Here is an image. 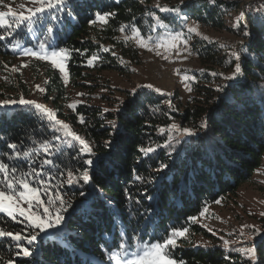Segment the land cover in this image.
Returning a JSON list of instances; mask_svg holds the SVG:
<instances>
[{"label": "trees", "instance_id": "trees-1", "mask_svg": "<svg viewBox=\"0 0 264 264\" xmlns=\"http://www.w3.org/2000/svg\"><path fill=\"white\" fill-rule=\"evenodd\" d=\"M155 1L72 0L71 18L61 13L59 20L37 25L33 31L22 27L0 41V105L4 104L10 88L13 91L27 88L22 77L12 75L8 68L17 53L13 47L18 44L37 48L44 42L48 50V45L70 50L69 81L80 89L92 86L89 82L95 80L96 72L128 73L131 64L140 63L141 55L140 49L122 37L123 34L131 35L135 28L146 38L157 23L180 27L176 15L160 10L170 4L179 7L173 3L177 0H159L160 7L155 6ZM223 6L231 4L221 1L214 7L207 0H187L180 7L188 18L220 27ZM97 13L111 15L107 23H91ZM262 22L250 19L256 39L236 48L240 60L218 43L195 38L192 53L199 67L189 72L192 92L186 100L178 95L170 99L155 91L142 90L128 95L118 107L112 104L106 109L80 102L70 111L66 109L69 96L62 77L51 65L43 64L46 77L43 101L49 103L58 120L90 144L98 168L90 183L68 185L67 171L79 175L76 170L83 171V160L88 158L78 154L79 144H73L70 138L65 144L62 132L57 133L62 139L53 141L51 127L34 106L0 107V157L7 158L12 151L7 145L16 143L21 151L35 147L37 155L32 158L42 161L45 142L60 145L62 152L53 157L56 166L50 169L51 189L47 194L42 191L41 195L47 200L53 192L62 193L72 205L64 213L58 230L50 231L47 236L41 234L30 246L35 253L31 257L17 255L10 238H0V264L9 261L12 264H119L118 260L110 259L111 253L123 256L119 246L125 241L140 246V240L155 242L172 229L183 228L189 231L177 239L173 256L185 264H249L250 258L233 251L241 247L255 248L257 264H264V240L221 246L211 241L215 236L205 227L190 219L197 218L208 206L236 196L239 188L261 167L264 157ZM49 27L54 29L51 37L47 32ZM92 56L98 59L89 66L87 60ZM236 63H241L242 72L238 78L229 80L226 77L233 74ZM4 74L16 85H8ZM81 118L84 123L80 122ZM173 123L196 134L183 138L169 135L167 129ZM161 128L165 129L164 135L159 132ZM165 144L170 146L164 147ZM148 147L156 151L148 154L140 151ZM18 163L28 167L26 161ZM34 167L39 168L40 163ZM57 168L65 175H59ZM137 175L143 179L135 180ZM0 230L24 235L26 222L22 217L12 221L0 213Z\"/></svg>", "mask_w": 264, "mask_h": 264}, {"label": "rangeland", "instance_id": "rangeland-1", "mask_svg": "<svg viewBox=\"0 0 264 264\" xmlns=\"http://www.w3.org/2000/svg\"><path fill=\"white\" fill-rule=\"evenodd\" d=\"M158 1L154 2L156 7H160ZM186 1L177 0L173 3H177L180 7ZM207 1L214 7H218L221 1L231 4L230 7H220L224 14L220 27H212L198 20L190 19L183 9L179 14L169 12L178 17L180 22L178 29L157 23L149 33L150 40L148 37L136 36L134 32L131 35L123 34L122 37L140 49V63L131 64L128 73L96 72L93 74L95 80L89 82L92 86L85 89L73 87L70 84L67 68L69 57L64 60L66 71L61 72L51 63L50 59L42 60L22 55L19 48H23V45L18 44L15 60L8 68L12 70V75L22 77L27 88L16 91L10 88V91L6 92L8 96L3 100V103L24 98L52 110L49 103L42 99L46 81L42 66L46 63L59 72L67 86L69 99L66 102V109L70 111H74L80 102L101 105L106 109H110L112 104H115L114 107H118L122 101L127 99L128 95L133 96L142 90L157 92L156 89H159L158 94L166 95L170 99L178 95L182 100H186L192 92L189 72L199 67V62L192 53V44L195 38L209 43H218L237 56L235 51L238 46L256 39V32L252 31L249 25L250 19L253 22L263 21L262 23H264V0ZM22 5L31 8L38 6L31 0H3L0 3V11H7L8 6H11L13 11L21 12L24 10ZM161 8L177 7H172L170 4ZM191 28H194L195 32H190ZM246 32H251L253 37L246 36ZM176 33L182 35L179 40L175 41L176 46L172 47L174 43L172 38ZM32 49L38 50V47ZM43 51L48 52L49 50L45 48ZM3 76L8 85L12 87L16 85L10 82V77L7 78L5 74ZM70 105L74 107H70ZM42 199L44 198L42 197ZM22 206L27 208L26 203ZM195 221L215 236L211 240L212 242L221 246L231 247L242 245L245 242L254 244L259 241L261 236H264V157L261 167L249 182L239 188L236 196L208 206ZM205 241L210 242L209 239ZM224 241H228V243L225 244Z\"/></svg>", "mask_w": 264, "mask_h": 264}, {"label": "snow or ice", "instance_id": "snow-or-ice-1", "mask_svg": "<svg viewBox=\"0 0 264 264\" xmlns=\"http://www.w3.org/2000/svg\"><path fill=\"white\" fill-rule=\"evenodd\" d=\"M2 2L3 0H0V3ZM31 2L38 6L31 8L22 5L21 7L24 8V10L21 12L13 11L11 6H8L7 11H0V32L6 33V35L0 34V41L8 39L14 32L22 27H25L28 31H33L36 29L37 25L44 26L46 22L52 19L59 20L61 18V13L69 18L73 16L71 10L73 6L72 0H31ZM160 10L165 13L170 12L179 14L182 8H161ZM110 15L111 13H105L103 15L97 13L96 20L90 22L95 23L96 21H103L107 23V17ZM156 19L159 20L160 18L156 17ZM260 28L264 30V23H261ZM53 30V27L47 28L49 37L53 34ZM120 30L124 31L123 28ZM189 31L195 32V29L191 28ZM134 34L140 36L139 30L134 28ZM181 35V33L175 34L172 38L174 41L172 47L176 46L175 41L179 40ZM245 35L250 38L253 37L251 32H246ZM148 39L150 40L151 37H148ZM45 47L46 44L40 42L38 44V50L23 47L19 48V51L24 56L37 57L42 60L50 59L51 63L61 72H65L66 66L64 60L70 56V50L64 48L57 50L52 48L51 45H48L50 50L44 52L43 50ZM13 50L16 51L17 46H14ZM105 50L107 51V49ZM97 59L98 57L96 56L89 57L87 60L88 65L92 66L93 61ZM236 59L240 60V56L237 55ZM241 72V63H236L234 65L233 74L226 78L229 80L236 79ZM156 91L159 92L160 90L156 89ZM9 106H34L36 110L40 111L42 117L47 120L49 127H51L53 141L61 140L62 137L57 135V133L62 132L65 144H67L68 138L71 139L73 144H79L80 148L78 154L88 158L83 160V171L79 169L76 170L79 175L71 170L67 171L66 182L68 185L79 183L80 181L87 184L92 181V175L95 174L98 168V161L92 159V156H94L93 149L85 139L72 132L68 124L58 120L55 112L42 104L20 98L18 101H5L3 105H0V107L4 108ZM70 107L74 106L70 105ZM80 122L84 123L83 118H81ZM159 132L161 135H164L165 129L161 128ZM167 132L169 135L175 134L179 138L196 134L191 129L180 128L175 123L168 127ZM69 146L71 147L73 145ZM163 146L168 147L170 144H165ZM7 147L12 150L10 155H8L7 158L0 157V213L5 214L12 221H17V217H22L23 221L26 222V232L22 235L20 232L13 233L11 231L0 230V238H10L11 244L18 250L16 253L17 255L22 254L24 257H31L35 253L30 246L35 244L41 234L47 236L50 231L58 230L59 226L64 221V213L72 207V205L64 199L62 193L53 192L47 200L42 199L41 196L42 191L47 194L51 189V181L49 178L53 177V173L50 169L56 166V161L53 157L61 153L62 148L60 145L53 144L51 141L45 142L42 145L44 159L42 161H37L32 158L34 155H37L35 147L23 151L18 150V145L16 143H10ZM140 151L144 154H148L156 151V148H141ZM19 161H26L28 167H21L18 163ZM38 162L40 163V167H34ZM164 167L167 166L164 165ZM46 169H48L47 173ZM56 171L59 175H65V173L58 168ZM134 179L139 181L143 178L137 175ZM38 184L40 185L39 187H37ZM24 203L27 204V208L22 206ZM190 219L195 221L196 217H191ZM188 231L187 228L172 229L162 240H157L155 242L140 240V246L125 241L119 246L123 251V256H118L116 252H113L111 253L110 259L118 260L119 264H185L182 259L177 260L174 258L173 249L178 246L177 239L185 237ZM124 234L127 235L126 228H124ZM121 239L123 240V237H121ZM261 239L264 240V236H261ZM224 243L227 244L228 241H224ZM233 251L239 252L245 257L250 258L249 264H257V252L255 248L241 247L235 248ZM9 264H12V262L9 261Z\"/></svg>", "mask_w": 264, "mask_h": 264}]
</instances>
